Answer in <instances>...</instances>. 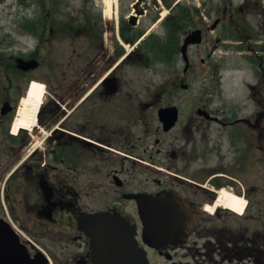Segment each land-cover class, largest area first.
Returning <instances> with one entry per match:
<instances>
[{"label": "flooded vegetation", "instance_id": "1", "mask_svg": "<svg viewBox=\"0 0 264 264\" xmlns=\"http://www.w3.org/2000/svg\"><path fill=\"white\" fill-rule=\"evenodd\" d=\"M19 4L11 29L0 22V264H94L80 219L99 211L136 224L143 245L130 195L164 189L197 217L184 243L149 254L264 264V0H114L109 31L64 18L58 5ZM74 33L78 65L39 77L53 40ZM132 66L162 79L132 83ZM35 79L46 96L26 124ZM125 166H161L168 179L131 188L137 170ZM224 194L246 200L244 210Z\"/></svg>", "mask_w": 264, "mask_h": 264}, {"label": "water", "instance_id": "2", "mask_svg": "<svg viewBox=\"0 0 264 264\" xmlns=\"http://www.w3.org/2000/svg\"><path fill=\"white\" fill-rule=\"evenodd\" d=\"M38 65L39 61H34ZM137 200L144 223L142 238L158 250L183 243L197 210L175 190L131 194ZM81 227L94 244V264H150L147 251L136 238V225L110 211L87 214Z\"/></svg>", "mask_w": 264, "mask_h": 264}, {"label": "rangeland", "instance_id": "3", "mask_svg": "<svg viewBox=\"0 0 264 264\" xmlns=\"http://www.w3.org/2000/svg\"><path fill=\"white\" fill-rule=\"evenodd\" d=\"M21 2H23V0H0V22L5 25V29H11L12 20L13 18H15L17 10L21 7V5L19 4ZM33 2H47V4H52L53 6L58 5V8H63L65 14L64 18H67L68 20L84 19L86 21H101L102 24L105 25L107 30L109 31L108 27L111 9L110 13L107 12L108 4L106 0H33ZM113 2L114 0H110V4H112ZM35 8L38 7L36 6ZM78 36L79 35L74 33V35L69 36L66 39L53 40V42L51 43V54L47 55V62L37 70V75L39 77L46 78L48 73H53L55 71V73L53 74L55 76H58L59 78V76L63 73V68L66 69L68 67L77 66L78 64L75 60V51L78 49L81 43ZM87 42L88 40H86V43ZM50 62L52 63L51 67L55 68L56 70L48 69ZM128 76L132 83H155L159 80L161 81L162 79V75L160 73H157L155 71H152L151 73L148 72L145 68L138 66H132V68L129 69ZM199 93L200 92L197 91V94ZM140 167L142 166H125V169L129 168L128 175H130L134 173L137 168ZM160 167L161 166H152L151 168H153L155 172H150L148 174L144 172L139 173L138 169L135 172L136 176L131 188H154L158 185L157 180H164L166 178L168 179V177H166V175H164L162 171H160ZM166 182L167 181H164V183ZM262 200L264 202V199ZM259 206L260 205H258L254 200L250 205V213L258 212ZM262 221L263 219L255 220L253 218L246 220L248 224L252 225H257L259 223H262ZM150 259L153 261L154 264H168L165 259L155 257V253L153 252H150Z\"/></svg>", "mask_w": 264, "mask_h": 264}, {"label": "bare ground", "instance_id": "4", "mask_svg": "<svg viewBox=\"0 0 264 264\" xmlns=\"http://www.w3.org/2000/svg\"><path fill=\"white\" fill-rule=\"evenodd\" d=\"M106 2L108 4L107 12L110 13L112 5L110 4V0H106ZM45 96V84L41 81L35 80L29 89L28 96L23 100V108L20 115V121H23V123L26 124H28L29 122L34 123V121L37 119V112L45 101ZM223 197L224 198L221 199V202H223V204H226L230 208L238 211L239 213L244 210L247 204L246 200L234 198L230 195L228 196L224 194Z\"/></svg>", "mask_w": 264, "mask_h": 264}]
</instances>
